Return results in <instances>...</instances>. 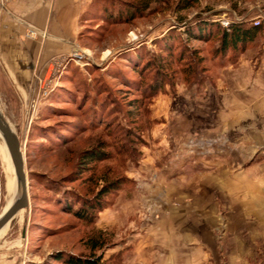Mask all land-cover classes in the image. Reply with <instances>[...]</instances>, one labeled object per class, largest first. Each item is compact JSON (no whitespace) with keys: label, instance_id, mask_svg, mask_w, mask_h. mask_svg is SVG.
<instances>
[{"label":"rangeland","instance_id":"obj_1","mask_svg":"<svg viewBox=\"0 0 264 264\" xmlns=\"http://www.w3.org/2000/svg\"><path fill=\"white\" fill-rule=\"evenodd\" d=\"M146 1L95 0L69 56L43 66L40 55L24 106L1 82L9 97H0V109L25 154L30 207L0 243L19 246L25 264H64L57 258L70 254L158 264L169 250L164 230L173 225L177 238L199 219L216 250L210 264H264V0H200L181 12L180 0H148L143 15L105 20L126 19ZM236 25L261 33L224 56L217 27ZM79 49L89 61L62 64ZM137 59L141 76L132 71ZM57 71L43 101L41 87L50 90ZM93 150L109 159L85 165ZM112 183L120 188L92 224L69 210L73 198L94 199ZM99 232L106 246L93 252L89 240Z\"/></svg>","mask_w":264,"mask_h":264},{"label":"crops","instance_id":"obj_2","mask_svg":"<svg viewBox=\"0 0 264 264\" xmlns=\"http://www.w3.org/2000/svg\"><path fill=\"white\" fill-rule=\"evenodd\" d=\"M92 2L0 0V97H9L5 84L1 83L7 81L9 89L23 106L28 102L33 93L34 66L39 62L40 55L43 66L45 63L49 66L52 57L69 56L83 33V17L88 15ZM31 29L36 30V36L30 37ZM43 69L47 73L49 68L45 66ZM5 157L0 146V215L7 208L8 200ZM172 226L169 230L165 229L161 237L169 242V250L164 252L166 259L159 263L210 264L216 250L209 245L207 236H203L201 220L191 229H183L177 238L171 234L174 230ZM8 229L0 232V239L5 237ZM13 244L7 241L0 243V264H25L24 253ZM6 245L11 246L6 248Z\"/></svg>","mask_w":264,"mask_h":264},{"label":"trees","instance_id":"obj_3","mask_svg":"<svg viewBox=\"0 0 264 264\" xmlns=\"http://www.w3.org/2000/svg\"><path fill=\"white\" fill-rule=\"evenodd\" d=\"M200 0H180L178 4V11H186L191 9L195 4H197ZM94 2H92L89 13L87 16L83 17V22L90 20L91 11L94 9ZM151 1L143 2L140 6H134L131 7L127 12L126 16L127 18L124 19L121 17V14L119 13L118 16L112 14L108 16V18H105V20L108 22H120L121 20L124 21H130L132 18H135L138 15H143L144 12H146L151 5ZM100 12V10H99ZM97 13V12H95ZM95 15V14H92ZM100 16V15H99ZM105 17V16H104ZM219 30L218 35L221 36V53L226 56L231 51L236 53L239 49H245L249 45L253 44L257 38L258 35L261 33V28L256 26L255 28H246L242 25H236L232 26L229 30L227 29H221L217 27ZM84 32L81 34V37L83 36ZM80 37V38H81ZM240 51V50H239ZM171 52V51H170ZM131 64L132 71L135 75H142V71L140 69H137V65L141 63L140 59L133 60ZM68 76H66V79H70L73 77L72 75V68H68ZM122 79L124 77L122 76ZM127 83L131 84V81H135V79L125 80ZM160 87V86H159ZM162 87V86H161ZM157 90V88H156ZM135 107V106H133ZM133 110H130V114L135 113ZM107 159H109V155L104 152V150H93L90 152L85 153L82 156L81 161L85 163V165H92L94 163L104 162ZM120 188V184L118 183H112L107 186H105L101 192L98 193V195L94 199L90 200H82L81 202L77 201V199H72V203L68 206L70 208L69 210L79 219L86 221L88 224H92L96 218L97 213H100L106 208L105 205V197L108 196L110 193L115 192ZM78 204V205H75ZM104 233L99 232L98 236L95 238H90L91 243V250L93 252L103 250L106 246V240L104 239L105 236ZM57 261H63L64 264H102V257H91V258H83L80 256H76L73 254L67 255L66 258L64 256H59L57 258Z\"/></svg>","mask_w":264,"mask_h":264},{"label":"water","instance_id":"obj_4","mask_svg":"<svg viewBox=\"0 0 264 264\" xmlns=\"http://www.w3.org/2000/svg\"><path fill=\"white\" fill-rule=\"evenodd\" d=\"M0 134L2 135L8 148L19 188V193L14 198L11 206L0 215V232L16 219L21 211H26L30 207L29 179L26 171L25 155L22 150V143L17 133L5 118L0 109ZM26 234V229L23 236Z\"/></svg>","mask_w":264,"mask_h":264},{"label":"built area","instance_id":"obj_5","mask_svg":"<svg viewBox=\"0 0 264 264\" xmlns=\"http://www.w3.org/2000/svg\"><path fill=\"white\" fill-rule=\"evenodd\" d=\"M37 35V32H36V30H34V29H31L30 30V36H36ZM89 56L88 55H86L85 54V52H83L82 50H77L76 52H75V54L73 55V56H71V57H69L68 59H63V62H62V64H64V65H66V64H69V62L71 61V60H74V61H76V63H80V64H82L83 62H87V61H89ZM62 61V60H61ZM60 67H61V65H60ZM59 67V68H60ZM59 71V70H58ZM58 71L57 72H55L54 74H53V76H52V78H51V80H50V86H48V88L50 89V90H48V91H43V85H42V87H41V90H40V92H39V94H41V93H44V97H43V101H45L46 99H47V97H49L48 96V93H49V91H52V85L54 84L55 85V83H56V81H57V76H58ZM49 80V79H48ZM45 85V84H44ZM56 86V85H55ZM47 88V89H48ZM36 105H37V101H34V98L29 102V108L27 109V113L28 114H30V115H32V117L33 116H35L36 115V112H37V110H35V107H36Z\"/></svg>","mask_w":264,"mask_h":264},{"label":"bare ground","instance_id":"obj_6","mask_svg":"<svg viewBox=\"0 0 264 264\" xmlns=\"http://www.w3.org/2000/svg\"><path fill=\"white\" fill-rule=\"evenodd\" d=\"M86 55H88V54H86ZM0 142H1L0 146L3 148L4 153L8 157V159L10 161V164H11V167H12V170H13L12 174H10V176H9L8 185H7L8 200H7V204H6L7 208L5 209V210H7L11 206V204L13 203L14 198L16 197V195L19 193V188H18V184H17V180H16V176H15V170H14V166H13L10 154H9L8 148H7L6 143H5V141H4V139H3L1 134H0ZM22 150H23V148H22ZM23 213H24V211H21L20 214L16 218H22L23 217ZM9 227H10V225L5 227V229H7Z\"/></svg>","mask_w":264,"mask_h":264}]
</instances>
